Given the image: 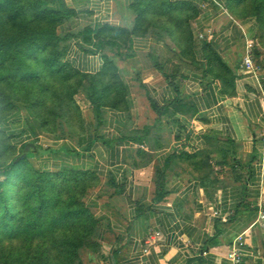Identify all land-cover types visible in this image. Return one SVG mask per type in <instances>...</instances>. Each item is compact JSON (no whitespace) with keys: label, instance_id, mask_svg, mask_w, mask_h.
I'll return each mask as SVG.
<instances>
[{"label":"crops","instance_id":"crops-1","mask_svg":"<svg viewBox=\"0 0 264 264\" xmlns=\"http://www.w3.org/2000/svg\"><path fill=\"white\" fill-rule=\"evenodd\" d=\"M132 1L63 0L75 12L65 29L127 27ZM256 28L254 20L228 11L208 13L197 24L232 69L233 94L223 95L218 80L185 69L169 83L152 63V58H166L163 43L133 39V56L117 60L130 111H107L101 139L88 150L38 134L43 166L87 170L98 178L84 199L98 224L100 249L92 264H232L227 255L239 236V264H264V218H259L264 211V102L259 98L264 69L258 67L257 78L241 69L246 39L264 62ZM78 43L65 44L64 59L81 72H97L100 54ZM226 140L236 148L224 165L218 147ZM201 150L209 156L205 185L181 155ZM215 234L214 244L207 245Z\"/></svg>","mask_w":264,"mask_h":264},{"label":"trees","instance_id":"trees-1","mask_svg":"<svg viewBox=\"0 0 264 264\" xmlns=\"http://www.w3.org/2000/svg\"><path fill=\"white\" fill-rule=\"evenodd\" d=\"M204 1L133 0L127 27L94 24L70 31L65 28L75 12L63 0H0V264H82L83 249L99 253L97 220L84 202L98 183L96 175L74 168L53 171L31 163L29 153L20 156L38 134L88 150L101 139L107 111H130L117 60L133 56V39L163 43L166 58H152V63L169 83L185 69L218 80L223 95L233 94L232 69L211 40L199 38L197 24L204 16L198 5ZM223 4L232 16L255 21V38L263 46L264 0ZM74 39L100 54L97 72H81L64 59L65 44ZM259 55L254 53L255 63L264 69V62H256ZM34 146L28 150H41ZM218 148L219 164L225 165L236 145L226 140ZM207 154H181L199 173L201 185L209 180Z\"/></svg>","mask_w":264,"mask_h":264},{"label":"built area","instance_id":"built-area-1","mask_svg":"<svg viewBox=\"0 0 264 264\" xmlns=\"http://www.w3.org/2000/svg\"><path fill=\"white\" fill-rule=\"evenodd\" d=\"M198 7L202 11V17L207 16V14H218L226 13V8L219 0H207L203 3H200ZM201 22V18L199 19ZM208 33V31H206ZM204 34H199V38H202ZM241 69L246 73H251L255 78L258 76V67L254 63V45L251 41L245 40L244 44V53L241 61ZM259 98L264 102V84L259 80ZM259 218H264V211L259 212ZM238 242L232 247L231 252L227 255V258L231 261L232 264H239L241 261L240 258V246L242 241L240 236L237 238Z\"/></svg>","mask_w":264,"mask_h":264},{"label":"rangeland","instance_id":"rangeland-1","mask_svg":"<svg viewBox=\"0 0 264 264\" xmlns=\"http://www.w3.org/2000/svg\"><path fill=\"white\" fill-rule=\"evenodd\" d=\"M261 48H264V45L261 46L259 45ZM257 63L259 64H262L263 61H260V60H256ZM254 63H255V58H254ZM256 64V63H255ZM257 67H259L257 64H256ZM262 69V68H261ZM80 100V99H79ZM33 144H36V145H39L40 142L38 139H36ZM26 153H29V157H28V160L33 163V164H36L38 162V159H39V155L40 153H42V151L40 150H34V151H30V150H27ZM92 257H93V253L88 251V249H83L80 253V259H81V263L82 264H92L93 260H92Z\"/></svg>","mask_w":264,"mask_h":264},{"label":"water","instance_id":"water-1","mask_svg":"<svg viewBox=\"0 0 264 264\" xmlns=\"http://www.w3.org/2000/svg\"><path fill=\"white\" fill-rule=\"evenodd\" d=\"M29 147H32L33 149L35 148L34 144H32V143H28V144H26V145L24 146V148H23V153H22V155L20 156L21 158L24 157V155H25V153L27 152V150H28Z\"/></svg>","mask_w":264,"mask_h":264}]
</instances>
